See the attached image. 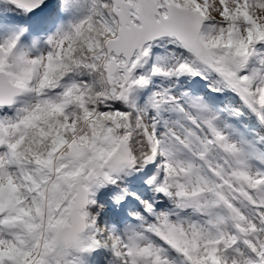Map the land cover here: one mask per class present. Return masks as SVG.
I'll return each mask as SVG.
<instances>
[{
    "label": "snow or ice",
    "instance_id": "1",
    "mask_svg": "<svg viewBox=\"0 0 264 264\" xmlns=\"http://www.w3.org/2000/svg\"><path fill=\"white\" fill-rule=\"evenodd\" d=\"M0 264H264V0H0Z\"/></svg>",
    "mask_w": 264,
    "mask_h": 264
}]
</instances>
